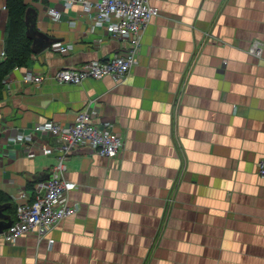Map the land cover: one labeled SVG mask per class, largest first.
<instances>
[{"label": "crops", "instance_id": "crops-1", "mask_svg": "<svg viewBox=\"0 0 264 264\" xmlns=\"http://www.w3.org/2000/svg\"><path fill=\"white\" fill-rule=\"evenodd\" d=\"M26 2L40 31L70 50L49 48L13 70L0 100V189L31 196L28 181L58 162L55 153L27 157L14 135L72 122L90 100L125 145L114 158L73 151L65 177L77 184L69 196L79 211L42 239L0 236V264H264V0H150L161 15L128 77L79 85L51 78L124 46L80 5ZM8 16L0 0V62ZM256 41L260 56L250 51ZM28 70L45 81H26Z\"/></svg>", "mask_w": 264, "mask_h": 264}, {"label": "built area", "instance_id": "built-area-1", "mask_svg": "<svg viewBox=\"0 0 264 264\" xmlns=\"http://www.w3.org/2000/svg\"><path fill=\"white\" fill-rule=\"evenodd\" d=\"M82 6L84 12L93 14V28H99L122 43L123 52L98 58L76 68L59 70L51 79L58 84L79 85L86 80H100L112 76L123 82L138 64L144 36L150 22L161 15L160 8L153 6L150 0H67L66 5ZM48 14L53 20H60L63 14L56 8H50ZM50 49L62 54L69 53V46L62 42L53 44ZM250 51L260 56L261 42H254ZM13 72V71H12ZM12 72L5 78L8 87ZM24 78L28 82L41 84L45 77L28 70ZM56 142V144L52 142ZM11 143L18 145L29 158L38 155L57 154L58 162L51 170L52 178L38 182L31 196L20 191L15 198L17 203L16 221L0 236L7 243H14L27 233H35L40 239L53 232L66 218L79 211V204H73L69 192L76 188L74 182L66 179V162L73 151L82 145L94 149L98 154L114 158L124 148L125 142L116 123L102 117L95 100H90L69 123L54 120L38 122L31 128L12 137ZM259 176L264 178V157L257 164ZM50 239V243H54Z\"/></svg>", "mask_w": 264, "mask_h": 264}, {"label": "trees", "instance_id": "trees-1", "mask_svg": "<svg viewBox=\"0 0 264 264\" xmlns=\"http://www.w3.org/2000/svg\"><path fill=\"white\" fill-rule=\"evenodd\" d=\"M29 8L26 0H7L8 24L6 28L5 59L0 62V100L3 98L5 78L16 68L26 67L31 61L33 41L27 35L26 13ZM39 180H29L27 187L32 192ZM11 204L6 213L16 221L17 203L14 198L0 189V204Z\"/></svg>", "mask_w": 264, "mask_h": 264}, {"label": "water", "instance_id": "water-1", "mask_svg": "<svg viewBox=\"0 0 264 264\" xmlns=\"http://www.w3.org/2000/svg\"><path fill=\"white\" fill-rule=\"evenodd\" d=\"M38 11L29 6L26 13V22L28 25L27 35L33 41V52L34 55H39L46 50H48L53 44L60 42L58 38L52 37L38 28ZM52 178V172L48 173L47 176L43 174L37 176L36 180L47 181ZM11 206V204H0V235L4 233L5 230L9 229L13 224L12 215L6 213V210Z\"/></svg>", "mask_w": 264, "mask_h": 264}]
</instances>
